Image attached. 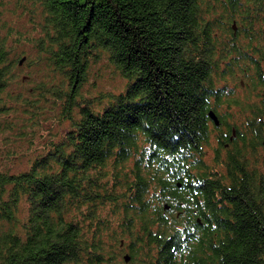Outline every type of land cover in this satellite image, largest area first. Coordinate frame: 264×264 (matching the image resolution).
I'll list each match as a JSON object with an SVG mask.
<instances>
[{
  "label": "trees",
  "instance_id": "trees-1",
  "mask_svg": "<svg viewBox=\"0 0 264 264\" xmlns=\"http://www.w3.org/2000/svg\"><path fill=\"white\" fill-rule=\"evenodd\" d=\"M33 3L45 21L36 45L66 74L54 92L71 123L29 169L0 170V264H264V0ZM5 6L0 116L26 61L3 35ZM99 51L127 84L101 108L80 105ZM110 174L124 189L127 263L100 215L117 201Z\"/></svg>",
  "mask_w": 264,
  "mask_h": 264
},
{
  "label": "rangeland",
  "instance_id": "rangeland-1",
  "mask_svg": "<svg viewBox=\"0 0 264 264\" xmlns=\"http://www.w3.org/2000/svg\"><path fill=\"white\" fill-rule=\"evenodd\" d=\"M4 1L3 35L10 34V44L19 39L16 58L26 57V61L14 70L18 79L9 87V93L14 98L7 101V114L0 116V170L19 173L29 169L35 158L45 155L49 144L63 139L71 121L63 117V102L54 92L57 86L67 81L66 74L51 66L53 64L48 55L41 53L36 45L44 37L43 13L33 0ZM126 84L127 80L120 75L109 54L99 51L96 60L91 59L89 62L86 80L76 94L77 103H90L101 108L110 96L119 94ZM101 100L102 103H98ZM73 113L77 117L79 109L75 107ZM216 146L213 140L212 146L205 148L208 150L205 157L207 162ZM129 160L123 169L124 173L130 172L133 166L134 158ZM106 171H111V164H108ZM121 182L122 179L113 181L111 174L107 177L106 185L113 189L117 201L105 200L100 215L112 222V229L116 231V237L112 238L114 241L108 240V247L118 253L120 263H125L124 256L130 254V235L123 234L119 227L125 216ZM25 216V211L20 210L19 217L23 219Z\"/></svg>",
  "mask_w": 264,
  "mask_h": 264
},
{
  "label": "water",
  "instance_id": "water-1",
  "mask_svg": "<svg viewBox=\"0 0 264 264\" xmlns=\"http://www.w3.org/2000/svg\"><path fill=\"white\" fill-rule=\"evenodd\" d=\"M24 60H25V58L22 59V61L20 62V64H22L24 62ZM242 84H244V83L242 82ZM209 116H210L211 120L214 122V124L216 126H219L220 125V119H219L217 113L214 110H211L209 112ZM167 208H168V206H167ZM124 260L126 262H129L131 260V256L129 254H126L124 256Z\"/></svg>",
  "mask_w": 264,
  "mask_h": 264
}]
</instances>
